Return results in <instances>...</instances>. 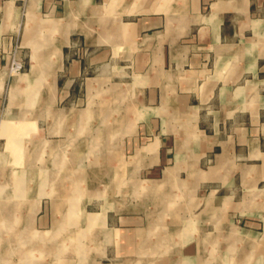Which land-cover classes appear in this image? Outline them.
Wrapping results in <instances>:
<instances>
[{"label": "crops", "instance_id": "0c3cea01", "mask_svg": "<svg viewBox=\"0 0 264 264\" xmlns=\"http://www.w3.org/2000/svg\"><path fill=\"white\" fill-rule=\"evenodd\" d=\"M52 22L61 54L42 52L36 76V41L62 40ZM25 90L22 151L45 142L41 166L96 171L90 264H217L222 237L264 264V0H0V123ZM74 143L97 161L64 165Z\"/></svg>", "mask_w": 264, "mask_h": 264}, {"label": "rangeland", "instance_id": "374dc122", "mask_svg": "<svg viewBox=\"0 0 264 264\" xmlns=\"http://www.w3.org/2000/svg\"><path fill=\"white\" fill-rule=\"evenodd\" d=\"M80 18L81 16L77 17L78 20ZM47 30V33L50 34V26ZM59 32L62 40L61 43L59 40L57 42L61 48L66 33L64 34L63 29H60ZM44 34H46L45 29L38 31V35L41 37ZM51 44L54 43L49 40L36 41V55L38 56L36 76L39 72L42 52L47 56L46 60L49 64L48 54ZM6 71V74L11 77L10 71ZM12 74L13 77L19 75L18 73ZM38 77L36 78L35 109L33 105H23L25 99L28 98L26 96L33 94L32 90H25L22 94L23 99H25L19 101V105L9 107L8 112L6 111L3 115L4 119L11 122L4 120L0 123V136L5 137L8 146H10H4L3 140H0V162L2 161L5 166H11V168H4V164L0 163V204H7L17 209L16 212L14 211L17 213V217L9 220L11 226L7 225L9 222L0 226V264L26 262L21 252L23 250L28 251L30 247L34 248V246L35 251L33 252L36 254V259L33 264H90V261L96 258L95 247L98 237L102 238V234H98L95 226L87 228L83 218L84 213L81 211L97 210L98 187L95 184L96 175L94 174L96 171L85 168L50 169L49 164L41 166V161L52 157L46 152L41 154L49 146L45 142H40L30 153L25 154V150L22 151V145L25 144V141H21L20 134L22 131L27 133L31 126L13 123L29 118L33 114V109L36 110V118L40 119L42 124L48 122L51 109L49 90L43 88V84H40L39 87L38 80L43 81L45 76L39 77L40 79ZM11 93L12 95L17 94V90L11 88ZM75 148L76 144L74 143L72 146L65 147V153H59L63 157L64 165L76 166L81 163V165L87 166L92 160L93 162L97 161L96 154L76 153ZM22 153H24V160H22ZM58 159L55 157L52 161L56 162ZM17 160L26 163L28 169L24 165L23 169H17ZM81 175H84L85 178H82ZM86 178L91 184L84 181ZM50 179L51 183H49ZM72 181L75 184H72ZM112 190L113 187L111 186L109 190L106 189L105 191L112 193ZM0 211L3 215L1 218L5 219L4 216L7 211L4 209ZM11 212L13 213V210ZM96 215L87 213L89 224L96 220ZM66 230L71 232H66ZM82 230L86 232L81 233ZM28 237L33 238L27 240ZM220 241L218 245L221 246V249L216 251L217 264H245L248 254L249 257H251L252 252L256 254L255 251H247L246 249H226L225 246L228 241L225 242V237L220 238ZM243 253L246 258L245 256L242 258Z\"/></svg>", "mask_w": 264, "mask_h": 264}, {"label": "bare ground", "instance_id": "6f19581e", "mask_svg": "<svg viewBox=\"0 0 264 264\" xmlns=\"http://www.w3.org/2000/svg\"><path fill=\"white\" fill-rule=\"evenodd\" d=\"M52 27H55L57 30L63 29L64 34L66 33V27L61 26L60 23L58 22L57 24L55 22H52ZM51 51H52V57L55 59H58L60 57V44H58V42H55L54 44H51ZM36 53H37V48H36ZM37 56V55H36ZM50 57V56H49ZM37 58V57H36ZM33 62V61H32ZM34 65V64H33ZM37 66V65H36ZM40 70V69H39ZM12 73H19V72H12ZM17 77V75H16ZM17 79V78H16ZM10 122V121H9ZM8 133V132H7ZM6 134V133H5ZM8 138V137H7ZM24 151V150H23ZM42 151V150H40ZM1 163V162H0ZM76 175V174H75ZM85 178V177H84ZM30 180V179H29ZM51 180V179H50ZM85 181V180H84ZM50 182V181H49ZM52 182V181H51ZM77 183H79L78 181H75ZM82 182V181H81ZM75 184V183H74ZM79 186V185H78ZM77 188V187H76ZM6 199V198H5ZM8 208V209H6ZM16 208V207H15ZM14 207L12 208V206L9 205H1L0 204V210L4 209L5 211H7V214L4 216L5 219L1 218L3 217V215H1L0 213V226L4 225L5 223L7 224L9 222L10 219L17 217V213H14V211L16 212L17 209H15ZM11 210H13V213L11 212ZM10 211V212H9ZM1 212V211H0ZM11 222V221H10ZM10 222L7 224L8 226H11ZM33 237H28V239H32ZM5 248V247H4ZM35 251V246L30 247V250L26 251L23 250L21 252V254L24 257V260L26 262L20 263V264H33V262H35L36 259V254L33 252ZM264 261V260H263ZM8 264V263H7ZM10 264V263H9ZM19 264V263H18ZM36 264V263H35Z\"/></svg>", "mask_w": 264, "mask_h": 264}, {"label": "built area", "instance_id": "2783aa9c", "mask_svg": "<svg viewBox=\"0 0 264 264\" xmlns=\"http://www.w3.org/2000/svg\"><path fill=\"white\" fill-rule=\"evenodd\" d=\"M24 63L21 58L12 57L8 64V69L10 72H20L23 70Z\"/></svg>", "mask_w": 264, "mask_h": 264}]
</instances>
